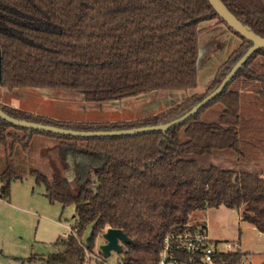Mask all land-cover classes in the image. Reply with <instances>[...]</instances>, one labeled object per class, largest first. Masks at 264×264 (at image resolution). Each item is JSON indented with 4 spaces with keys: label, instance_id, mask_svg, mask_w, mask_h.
<instances>
[{
    "label": "trees",
    "instance_id": "1",
    "mask_svg": "<svg viewBox=\"0 0 264 264\" xmlns=\"http://www.w3.org/2000/svg\"><path fill=\"white\" fill-rule=\"evenodd\" d=\"M221 1L244 26L264 38V0ZM216 18L224 22L207 0H0V86L75 92L97 103L155 91H195L198 27ZM229 29L243 45L219 70L208 92L152 117L71 127L44 117L34 120L30 113L1 104L0 109L15 119L77 131L169 123L216 90L252 46ZM20 51L38 64V77L25 80L11 70V58L20 60ZM259 58H264V49L252 55L220 96L165 132L75 138L19 129L0 118L4 150L0 198L9 199L13 182L33 177L45 186L51 204L75 206L72 232L56 243L63 251L41 258V263L85 264L97 238L112 228L132 241L122 244L123 264H158L168 235L192 230L197 212L222 206L240 211L243 222L264 234V177L247 166L250 158L241 137V91L258 86L264 101V66ZM215 106L222 107L219 118L205 120V111ZM35 133L55 136L49 138L59 140L64 153L74 152L75 191L53 165L28 168L15 161L16 148L29 151ZM89 226L92 234L84 243ZM247 256L241 250L231 251L216 255L213 263L239 264Z\"/></svg>",
    "mask_w": 264,
    "mask_h": 264
},
{
    "label": "rangeland",
    "instance_id": "2",
    "mask_svg": "<svg viewBox=\"0 0 264 264\" xmlns=\"http://www.w3.org/2000/svg\"><path fill=\"white\" fill-rule=\"evenodd\" d=\"M198 29V89L194 92L155 91L121 101L97 103L88 102L83 95L75 92L49 89L10 90L6 88L7 90H3L0 86V104H12L17 110L32 114L34 120H37V117H44L52 123H66L71 127H84L86 124L132 123L160 114L181 104L194 94L204 95L208 92L219 70L243 45L242 39L218 18L200 23ZM24 52H19L20 60L12 56L10 67L19 78L25 77L23 79L31 80L38 77V64L26 58ZM258 62L264 66V58H259ZM257 90L258 86L254 85L241 91L243 128L241 137L242 148L250 158L247 160V166L264 177V101L257 94ZM221 112V106L211 107L205 111L204 118L207 121H216ZM49 137L55 136L35 133L28 152L25 153L21 146L16 148L15 161L21 165H27L28 168L41 169L44 166L53 165L55 170L60 174L63 173L69 183L75 184L77 157L73 151L65 150L64 153L59 140ZM0 156H4V150L1 147ZM79 156L83 157L82 152ZM77 187L73 185L72 190L75 191ZM29 191L30 198L27 193ZM11 192L12 197L16 194L25 205L34 202L38 217L28 215L24 219L19 217L12 226L6 245L12 246L13 250H15L14 247H18L20 252L13 255L8 264H42L41 258L63 251L62 246L56 245L55 239L62 231L57 229L53 222L61 219L67 228L71 229L77 222L75 206L64 207L59 203L52 205L45 197V186L37 184L33 177L13 182ZM32 193L33 196H31ZM31 197L35 198L31 199ZM10 201L13 202V199ZM240 216V211L222 206L197 212L191 223L195 227L206 223L209 238L219 244L235 243L240 239L241 249L251 258V264H264V235L260 236L252 225L243 222ZM92 230V226H89L84 232L82 237L84 243L90 238ZM104 244L102 235L96 240L94 256L100 255ZM27 251L28 254H23ZM32 258L35 260H31ZM120 259V254L112 252L105 263L93 261L95 260L93 258L91 264H119Z\"/></svg>",
    "mask_w": 264,
    "mask_h": 264
},
{
    "label": "water",
    "instance_id": "3",
    "mask_svg": "<svg viewBox=\"0 0 264 264\" xmlns=\"http://www.w3.org/2000/svg\"><path fill=\"white\" fill-rule=\"evenodd\" d=\"M210 5L215 9L219 17L224 20L225 24L231 28L235 33H238L241 37L252 43V46L246 51L241 59L234 65L229 74L221 82L219 87L206 96L200 103L193 107L187 114L171 121L166 124L145 126L132 129H121V130H109V131H77L72 129L61 128L57 126L29 122L25 120L15 119L7 115L0 109V118L7 123L19 128L26 129L29 131H36L42 133H50L57 136H69L75 138H95V137H113V136H134L150 132H165L170 128L182 125L183 123L190 120L195 114H197L204 106L213 101L215 98L221 95L228 84L235 77L239 69L252 57V55L260 50L264 49V38L256 35L246 26H244L223 4L221 0H207ZM2 52L0 50V85L2 83ZM105 244L101 247V252L105 259H108L112 252L117 254L123 253L122 244H131L132 241L124 234L121 230L109 228L103 234Z\"/></svg>",
    "mask_w": 264,
    "mask_h": 264
},
{
    "label": "built area",
    "instance_id": "4",
    "mask_svg": "<svg viewBox=\"0 0 264 264\" xmlns=\"http://www.w3.org/2000/svg\"><path fill=\"white\" fill-rule=\"evenodd\" d=\"M236 250H240L237 242L219 244L212 241L206 228L201 225L193 227L192 230L168 235L158 264H214L216 255ZM92 257L95 259L93 261L106 262L101 255L94 256L89 253L85 264H91ZM119 264H123L121 259ZM239 264L251 262L244 257Z\"/></svg>",
    "mask_w": 264,
    "mask_h": 264
},
{
    "label": "crops",
    "instance_id": "5",
    "mask_svg": "<svg viewBox=\"0 0 264 264\" xmlns=\"http://www.w3.org/2000/svg\"><path fill=\"white\" fill-rule=\"evenodd\" d=\"M3 90H7V89L3 88ZM192 92H194V91H192ZM3 105L6 106V107L17 109L15 107H13L12 104H10V105L3 104ZM11 187H12V185H11ZM12 192L10 190V197H9L8 200H4V199L0 198V264H8L10 262V260H11V257L13 255H17V253L20 252L18 247H14L13 246L15 248V250H13L11 248L12 246H9V244L6 245V240H8V238L10 237L9 235H10L11 229H13L12 226L15 225V222H17V219L19 217H22L24 219L26 215L33 216V217L34 216L38 217V212L35 211L36 205H35L34 202H31L30 205H25L22 202V199L17 197L16 194H15V197H12L13 196ZM27 193H28V197L30 198V191L27 192ZM11 194H12V196H11ZM33 195L34 194L32 193L31 196H33ZM34 198L31 197V199H34ZM12 199H13V202L10 201ZM52 205H54V204H52ZM53 223L56 225L57 229H60L62 231L61 233L57 234V236L55 238L57 241L59 239H61V238L67 237L72 231L73 227L71 229H68L67 226L64 224V222L61 221V219L57 220V221H54ZM201 225L206 228L207 234L209 236V229H208L207 224L206 223H201ZM192 226H193V224H192ZM252 227H253V229H255L257 231V229L254 226H252ZM257 233L260 236L264 235V234H262V233H260L258 231H257ZM235 242H237L239 244V247L241 249V247H242L241 240L239 239V240H237ZM25 253L28 254V251L24 252L23 254H25ZM243 253L247 254V252H244V251H243ZM246 258L251 262V258L249 256H247Z\"/></svg>",
    "mask_w": 264,
    "mask_h": 264
}]
</instances>
